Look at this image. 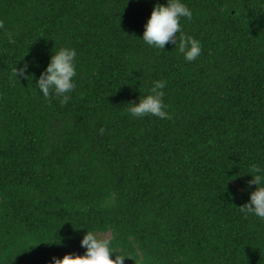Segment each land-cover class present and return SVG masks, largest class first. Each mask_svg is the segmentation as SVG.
<instances>
[{
    "label": "trees",
    "instance_id": "obj_1",
    "mask_svg": "<svg viewBox=\"0 0 264 264\" xmlns=\"http://www.w3.org/2000/svg\"><path fill=\"white\" fill-rule=\"evenodd\" d=\"M167 2L0 0V264L83 255L88 230L124 264H264V220L239 210L264 169V0H181L194 62L142 39ZM60 48L63 106L36 85ZM158 80L171 118L132 117Z\"/></svg>",
    "mask_w": 264,
    "mask_h": 264
},
{
    "label": "clouds",
    "instance_id": "obj_2",
    "mask_svg": "<svg viewBox=\"0 0 264 264\" xmlns=\"http://www.w3.org/2000/svg\"><path fill=\"white\" fill-rule=\"evenodd\" d=\"M192 16V11L181 0H168L166 5L156 4L144 26L142 39L147 45L159 49H164L167 44L172 43L178 47L187 62H194L201 55L202 45L194 37L184 35L181 29V19L187 18L190 21ZM0 28H4V21H0ZM177 33H181L179 38H177ZM5 34L10 44L16 43L13 32L5 30ZM53 52L49 65L40 75L36 85L45 98H50L54 94L63 106L71 99L68 93L75 89L73 78L77 75L75 67L77 53L72 48L54 49ZM27 67L28 65L25 64L23 68L13 69V75L16 78L23 76L29 80L32 76L25 75ZM166 85V80L154 81L150 94L142 95L138 104L128 103V112L131 116L142 118L151 115L161 120L170 119L166 111L167 105L163 100L165 95L163 89ZM104 132L105 129L101 128L100 134ZM250 171L253 173L251 174L253 179L249 181V184L257 185V188L250 194V202L239 206V210L245 214V218L249 214H254L264 220V169L253 164ZM110 244L109 236H101L88 230L81 241V246L86 249L83 255L68 253L63 258L53 257L52 264H124L127 256L118 255ZM114 253L116 254L115 259L112 258ZM135 264H137L136 261Z\"/></svg>",
    "mask_w": 264,
    "mask_h": 264
}]
</instances>
